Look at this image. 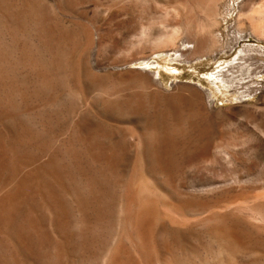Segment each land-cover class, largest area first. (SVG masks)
Segmentation results:
<instances>
[{
	"label": "rangeland",
	"instance_id": "obj_1",
	"mask_svg": "<svg viewBox=\"0 0 264 264\" xmlns=\"http://www.w3.org/2000/svg\"><path fill=\"white\" fill-rule=\"evenodd\" d=\"M151 1L0 0L11 62L0 84V197L11 185L18 205L0 199V264H107L117 236L112 264H264V0H182L197 7L187 13ZM166 33L174 41L157 48ZM83 96L98 113L76 120ZM140 130L152 137L145 162L133 146ZM23 155L38 170L47 157L68 168L57 192L65 228L23 185ZM29 205L39 227L26 222Z\"/></svg>",
	"mask_w": 264,
	"mask_h": 264
},
{
	"label": "bare ground",
	"instance_id": "obj_2",
	"mask_svg": "<svg viewBox=\"0 0 264 264\" xmlns=\"http://www.w3.org/2000/svg\"><path fill=\"white\" fill-rule=\"evenodd\" d=\"M2 1V0H1ZM12 1V0H11ZM157 0H152L151 2H156ZM214 0H212V2H213ZM173 2H175L176 3V6L174 7L176 10H178L179 12H182V13H187V12H193V11H195L196 10V6L195 5H193V6H189V5H187V3L185 2H183L182 0H176V1H174L173 0ZM217 2V1H216ZM8 3V2H7ZM6 3V4H7ZM214 3H215V1H214ZM2 4V3H1ZM214 5V4H213ZM199 9V8H198ZM1 10V9H0ZM3 11V10H2ZM1 12V11H0ZM4 14V13H3ZM11 16V15H10ZM10 20V19H9ZM8 20V21H9ZM11 21H12V19H11ZM264 22V21H263ZM264 25V24H263ZM262 25V26H263ZM3 26V25H2ZM1 27V26H0ZM5 28V27H4ZM263 28V27H262ZM178 29H176V32H174V33H178ZM0 32H1V30H0ZM145 32V31H144ZM148 33V32H147ZM188 33H189V31H188ZM190 33H192V32H190ZM2 34H3V32H2ZM145 34V33H144ZM189 35V34H188ZM192 36V35H191ZM150 37V36H149ZM12 38V37H11ZM196 38V37H195ZM198 38V37H197ZM197 38H196V40H197ZM189 39H191V37L189 38ZM172 41H174V36H173V34H160L159 36H157L155 39H154V42H155V45H156V47L157 48H160V47H166V45L167 44H169V43H171ZM193 41H195V40H193ZM16 42V41H15ZM203 42V41H202ZM9 44V43H8ZM153 44V43H152ZM155 47V46H154ZM205 47V46H204ZM1 49V48H0ZM19 50V49H18ZM205 50V49H204ZM7 52V51H6ZM3 53H1L0 52V84H1V82L4 80V78L3 77H5L6 75H5V72L7 71V67H8V65H9V63H11V62H8L9 60H5V59H3V58H1V56L3 57V55H2ZM12 57V56H11ZM14 59V58H13ZM17 62H18V60H17ZM27 62V61H26ZM26 62H24V63H26ZM18 64V63H17ZM23 65V64H22ZM19 66V65H18ZM20 68V67H19ZM39 70V69H38ZM61 70V69H60ZM13 73V72H12ZM7 78V77H6ZM55 79V78H54ZM45 81V80H44ZM42 82V81H41ZM46 84H47V81L45 82ZM44 83V85L46 86V84ZM54 83V82H53ZM3 85V84H2ZM5 85V84H4ZM87 86V85H86ZM1 88H3V87H1ZM44 88H46V87H44ZM147 88V87H146ZM143 90H144V87H143ZM73 92V91H72ZM149 92V91H148ZM117 93V92H116ZM143 93V92H142ZM150 93V92H149ZM73 94H74V92H73ZM139 95V94H138ZM142 95H145V92H144V94H142ZM143 97V96H142ZM141 97V98H142ZM148 97V96H147ZM183 97H184V95H183ZM144 98V100H145V96L143 97ZM142 98V99H143ZM5 99V98H4ZM75 99V98H74ZM81 99H83V103L81 104V105H79L81 108H79V110H78V108H75L73 111H72V114H73V116H74V118L76 119V120H78L79 119V117L81 116V114H82V112L84 111V112H86V111H89V109H90V112H91V108H92V113H93V111L94 112H97L98 113V110L97 109H95V108H93L94 107V104H92L91 102H89V101H87V99L83 96V98H81ZM183 99V98H182ZM185 99V98H184ZM77 100V99H76ZM79 103H80V101H79ZM75 104H77V103H75ZM1 105V104H0ZM192 110H194V109H192ZM197 111V110H196ZM89 113V112H88ZM100 113V112H99ZM194 113V112H193ZM193 113H191V115L193 114ZM71 114V113H70ZM200 114V113H199ZM103 115V114H102ZM101 114H100V116H102ZM185 115V114H184ZM190 115V116H191ZM188 116V115H187ZM189 116V117H190ZM198 116V115H197ZM193 117V116H192ZM103 118V117H102ZM182 118H184V117H182ZM83 120V119H82ZM183 120V119H182ZM181 120V121H182ZM179 121V120H178ZM77 122V124H75V126L73 127L74 128V131L76 132H81V130H82V133L84 132V130H85V125L83 124V123H79L78 121H76ZM183 122H184V120H183ZM87 123V122H86ZM182 125V124H181ZM181 125H179V126H181ZM89 125H87L86 127H88ZM109 126V125H108ZM184 127V126H183ZM143 128L144 127H141V130H143ZM87 129V128H86ZM146 129V128H145ZM145 129H144V131H145ZM89 131H92V133H91V136H94V137H96L98 134H100V132H99V130H97V129H95V128H89L88 129ZM141 130L139 131V132H141ZM180 130V129H179ZM178 130V131H179ZM144 131H142L141 133H139V135L137 134L136 135V137H137V139H136V141H134L135 143H133V146L134 147H136V149L138 150V157H139V159L138 160H140V161H146L147 160V158H146V155H145V153H146V149H147V145H148V143H150L151 141H152V137H151V135H149V134H147L146 132H144ZM181 131V130H180ZM104 132V131H103ZM109 132V131H108ZM150 132V131H149ZM187 133V132H186ZM85 134V133H84ZM87 135V134H86ZM89 135V134H88ZM101 135V134H100ZM13 136V135H12ZM132 136H134V135H132ZM131 136V137H132ZM185 136V135H184ZM187 136V135H186ZM117 138V137H116ZM86 139V138H85ZM133 139V138H132ZM151 139V141L149 142V140ZM119 140V139H118ZM16 141V140H15ZM87 141V140H86ZM122 143H123V140H122ZM117 144V143H116ZM121 145V144H120ZM123 146V145H122ZM210 146H211V144H210ZM121 147V146H120ZM23 148V147H22ZM119 148V147H118ZM117 148V149H118ZM133 148V147H132ZM148 148H149V146H148ZM57 149V148H56ZM120 149H122V148H120ZM134 149V148H133ZM212 149V148H211ZM40 150V149H39ZM73 150H74V148H73ZM136 150V151H137ZM50 151V150H49ZM26 152V151H25ZM29 153V152H28ZM28 153H26V154H28ZM30 154V153H29ZM35 155V154H34ZM136 155V156H137ZM29 155H23V158H22V160L21 161H18V163L17 164H19V163H21V165H22V168L20 169V171H21V175H22V177L21 178H23V179H21V181L23 182V185L27 188L26 190L27 191H29V190H32V188L35 186L36 187V189H37V191H36V193L37 194H39V195H41V197H42V207L44 208V209H46L48 212H49V216L51 215V217H52V219H54V221L56 222V224H57V227H59V228H63V226H64V228L67 226H65L64 225V223H65V219L67 218V216H68V214L66 213L67 211H65L64 210V208L65 207H63V205H62V203H61V200H60V197L58 196V194H57V192H58V190L60 189L59 187H61V188H64V186H66V182H67V178H68V174L70 173H66V171L68 170V168H66V166H63L64 164H62L61 165V163H59V159L57 158V157H53V158H51V157H47L46 158V161H45V164H44V166L42 165L41 167L39 166V170H38V168H34V165H33V163H30L31 161H33L32 159H31V161H30V158L28 157ZM32 156V155H31ZM18 157H19V155H18ZM35 157V156H34ZM43 158H44V156H43ZM81 158V157H80ZM35 159V158H34ZM42 159V158H41ZM78 159V158H77ZM16 160V159H15ZM35 161V160H34ZM81 161H83V160H81ZM144 161V162H145ZM149 161V160H148ZM15 162V161H14ZM38 162V161H37ZM212 162V161H211ZM73 163V162H72ZM213 163V162H212ZM37 165H38V163H37ZM36 165V166H37ZM41 165V164H40ZM16 166V165H15ZM113 166V165H112ZM145 165H143V167H144ZM146 166H148V165H146ZM19 167V166H18ZM38 167V166H37ZM137 167V166H136ZM15 168V167H14ZM141 168V167H140ZM151 168V167H150ZM113 169V168H112ZM146 169H148V168H146ZM16 170V169H15ZM14 170V171H15ZM94 170V169H93ZM137 170H139V169H137ZM9 171V170H8ZM19 171V172H20ZM4 172V171H3ZM12 171H10V173H11ZM68 172V171H67ZM1 173V172H0ZM6 173V171L4 172V174ZM98 174V173H97ZM9 175H11V174H9ZM12 175H15L14 173L12 174ZM6 176V175H5ZM141 176H143V175H141ZM70 177H71V175H70ZM9 178V177H8ZM136 178H137V176H136ZM144 178V177H143ZM13 179V181H15L14 179H15V177H13L12 178ZM48 179H50V180H52V183H49L48 182ZM132 179V178H131ZM241 179V178H240ZM143 180H145V179H143ZM155 180V179H154ZM127 181V180H126ZM132 181V183H133V180H130V182ZM136 183L138 184V185H140L142 182H143V185H144V181H138L137 179H136ZM3 182V181H2ZM2 182H0V183H2ZM129 182V183H130ZM138 182H140V184L138 183ZM151 182V181H150ZM155 182V181H154ZM15 183H16V181H15ZM72 183V182H71ZM70 183V184H71ZM147 183H149V182H147ZM156 183V182H155ZM161 182H159V184H160ZM11 184V183H10ZM13 184V183H12ZM65 184V185H64ZM123 184V183H122ZM137 184H131V187H132V189H136L135 187L137 186ZM54 185H57V187L58 188H55L56 186H54ZM126 185H128L127 184V182H126ZM136 185V186H135ZM142 185V184H141ZM141 185L140 186H138V187H140V188H142L141 187ZM21 186V185H20ZM71 186V185H70ZM78 186V185H77ZM145 186H147V185H145ZM159 186V185H158ZM214 186V185H213ZM8 187H9V185H8ZM7 187V188H8ZM10 187H11V185H10ZM9 187V188H10ZM68 187H69V185H68ZM131 187H129V189L131 188ZM137 187V188H138ZM144 187V186H143ZM211 187V186H210ZM8 188V190H10ZM76 188H78V187H76ZM137 189V191H138V193H139V195H140V193L141 192H143L141 189ZM144 188H146V187H144ZM143 188V189H144ZM22 190H23V188H21ZM20 189V190H21ZM68 189V188H67ZM98 188L96 187V189H95V187H93V184L91 185V193L90 194H92L93 195V197L95 198V196H96V194L98 193V190H97ZM147 189V188H146ZM146 189H144V190H146ZM4 190H6V189H4ZM8 190H6L5 192H3V191H1L3 194H2V197H3V199L0 197V199H2L1 200V206L2 205H4L5 206V204H3V202L5 201V203L7 204L8 203V205H9V202L11 203L12 201H14V199H15V195H12L13 193H11V194H9L8 196H6V194H8L7 192H8ZM15 190V189H14ZM21 190V191H22ZM64 190V189H63ZM79 191H80V188L78 189ZM128 189H126V191H127ZM141 190V191H140ZM212 190V189H211ZM13 191V190H12ZM11 191V192H12ZM70 191V190H69ZM77 191V190H76ZM140 191V192H139ZM210 191V190H209ZM213 191V190H212ZM14 192V191H13ZM17 192V191H16ZM19 192V191H18ZM17 192V193H18ZM32 192V191H31ZM78 192V191H77ZM205 192V191H204ZM41 193H43V195L41 194ZM63 193V192H62ZM65 193V192H64ZM73 193H75V192H73ZM80 193H83L82 191H80ZM130 193V192H129ZM137 193V194H138ZM145 193V192H144ZM1 194V193H0ZM27 194V193H26ZM29 194V193H28ZM99 194V193H98ZM131 195H132V193H130ZM136 194V195H137ZM19 195V194H18ZM130 195V196H131ZM136 195H134L135 197H136ZM138 195V196H139ZM141 195H143V194H141ZM172 195V194H171ZM199 195H201V194H199ZM214 195V194H213ZM38 196V195H37ZM83 196H85V194H82V198H80V202L79 203H81V206L84 204L83 203V201H84V198H83ZM137 196V197H138ZM5 197V198H4ZM22 197V196H21ZM128 197H129V195H128ZM147 197V196H146ZM148 197H149V195H148ZM39 198V197H38ZM180 198V197H179ZM200 198H201V196H200ZM200 198L198 199L199 200V203L202 205V203L201 202H203L202 200H200ZM21 199V198H20ZM24 199H25V197H24ZM30 199H32V197L30 198ZM40 199V198H39ZM38 199V200H39ZM79 198H77V200H78ZM139 199H142V198H140V196L138 197V200ZM206 199V198H205ZM28 200V199H27ZM33 200V199H32ZM35 200H36V198H35ZM133 200H135V199H133ZM137 200V199H136ZM198 200H197V203H198ZM18 202H19V198H18V200H17ZM26 201V200H25ZM182 200L180 199V202H181ZM201 201V202H200ZM15 202H16V199H15ZM15 202H13V203H11L12 204V206L10 205V207H8L9 209H11L12 208V210L13 209H15L18 205L16 204L15 205ZM30 202V201H29ZM86 202V201H85ZM192 202V201H191ZM193 202H194V199H193ZM22 203V202H21ZM26 203H28V202H26ZM128 203V202H127ZM198 203V204H199ZM25 204V203H24ZM130 205H131V203H129ZM173 204V203H172ZM177 204V203H176ZM191 204V203H190ZM193 204V203H192ZM214 204H215V202H214ZM213 204V205H214ZM130 205H129V207H130ZM134 205V204H133ZM141 205V203L139 204V206ZM178 205H180L181 206V203L180 204H178ZM203 205H205V204H203ZM202 205V206H203ZM212 205V204H211ZM1 206H0V208H1ZM19 206H20V204H19ZM22 206V205H21ZM124 206H126V203H125V205ZM124 206H122L121 207V210H122V208L124 207ZM128 206V205H127ZM126 206V207H127ZM135 206V205H134ZM137 206V205H136ZM180 206H178V207H180ZM23 207V206H22ZM123 208V210H122V213H123V218H122V222H121V224L123 223V224H126V223H128V224H130V222L131 221H133L132 220V217H134V216H131L130 215V211L128 212V209L127 208ZM143 207V206H142ZM183 207H184V205H183ZM197 207V206H196ZM4 208V207H3ZM19 208V207H18ZM26 208V207H25ZM131 208H132V206H131ZM131 208H129L131 211H133ZM145 208V207H144ZM185 208V207H184ZM187 208V207H186ZM19 209H21V208H19ZM18 209V210H19ZM148 209V208H147ZM207 209V208H206ZM17 210V209H16ZM140 210V209H139ZM183 211L185 210V209H182ZM147 211V210H146ZM170 211V210H169ZM183 211L181 212V210L179 211V212H181V214L183 213ZM186 211V210H185ZM4 212V211H3ZM2 212V213H3ZM7 212H8V209H7ZM34 208H33V206L32 205H29L28 206V208H27V214H25L26 215V222L28 223V225L31 227V228H36V227H39V225H38V220L39 219H36L35 218V214H34ZM136 212V211H135ZM138 212V211H137ZM195 212H197L196 210H195ZM194 212V213H195ZM8 213H10L9 214V216L10 217H8V219L10 218L11 219V216H13V212H8ZM21 213V212H20ZM184 213H186V214H188V209H187V212H184ZM1 214V213H0ZM7 214V213H6ZM5 214V215H6ZM14 214H15V210H14ZM18 214V213H17ZM65 214L67 215L66 217H65ZM140 214H142L143 215V213L142 212H140ZM139 214V215H140ZM198 214H200V213H198ZM2 215V214H1ZM40 215V214H39ZM133 215H135V214H133ZM149 215H151V214H149ZM179 215V214H178ZM203 215V214H202ZM219 215H221V214H219ZM3 216H4V214L1 216L2 218H3ZM184 216V215H183ZM183 216H182V218H183ZM185 216H187V215H185ZM184 216V218H186ZM193 216V215H192ZM201 216V215H200ZM223 216V215H222ZM18 217H19V214H18ZM141 217V216H140ZM146 217V216H145ZM180 217H181V215H180ZM20 218V217H19ZM38 218V217H37ZM135 218V217H134ZM133 218V219H134ZM214 218V217H213ZM221 218V217H220ZM224 218V217H223ZM7 219V220H8ZM18 219V218H17ZM143 219V218H142ZM145 219V218H144ZM143 219V220H144ZM147 219V218H146ZM151 219V218H150ZM206 219H208V220H210L209 218H206ZM216 218H214V220H215ZM4 220H6V218L5 219H3L2 221H4ZM15 220V219H14ZM19 220V219H18ZM148 220V219H147ZM146 220V221H147ZM217 220V219H216ZM223 220V219H222ZM9 221V220H8ZM38 221V222H37ZM145 221V220H144ZM143 221V222H144ZM149 221V220H148ZM205 221V220H204ZM23 222V221H22ZM53 222V221H52ZM67 222V221H66ZM135 222H136V220H135ZM143 222H141V223H143ZM185 222V221H184ZM208 221H206V223H207ZM211 222V221H210ZM11 223V222H10ZM9 223V224H10ZM188 223V222H187ZM200 223V222H199ZM204 223V222H203ZM4 224V223H3ZM5 224H6V221H5ZM12 224V223H11ZM41 224V223H40ZM54 224V223H53ZM15 225V224H14ZM21 225V224H20ZM26 225V224H25ZM41 225H44V223L43 224H41ZM55 225V224H54ZM70 225V224H69ZM120 225V224H119ZM1 226H2V224H1ZM7 226H9V225H7ZM12 226V225H11ZM86 226V225H85ZM197 226V225H196ZM16 227H17V225H16ZM18 227H20V226H18ZM24 227V226H23ZM121 227V226H120ZM148 227V226H147ZM8 228H10L11 229V227H8ZM12 228H14V227H12ZM40 228H41V226H40ZM127 228V227H126ZM14 229H16V228H14ZM55 229H56V225H55ZM133 229V228H132ZM3 230H4V228H3ZM32 230V229H31ZM30 230V231H31ZM58 230V229H57ZM61 230H63V229H61ZM38 230H36V232H37ZM40 231V230H39ZM133 231V230H132ZM4 232V231H3ZM43 232H44V230H43ZM65 232V231H64ZM63 232V233H64ZM67 232V231H66ZM137 232V231H136ZM22 233V232H21ZM58 233V232H57ZM59 233H61L60 232V230H59ZM138 233V232H137ZM3 234V233H2ZM39 234V233H38ZM122 234V233H121ZM132 234V233H131ZM12 235V234H11ZM17 235H18V233H17ZM63 235V234H62ZM66 235V234H65ZM82 235V234H81ZM35 236V235H34ZM39 236V235H38ZM33 237V236H32ZM41 237V236H40ZM128 237V236H127ZM7 238V237H6ZM14 237H12V239H11V241L12 240H14L15 239V241L18 243L17 244V248H19V250L20 251H22V253H24V252H27V250L26 251H24V249H25V247L27 248V246H26V244L24 243V242H22L18 237L17 238H14ZM63 238H65V237H63ZM184 238V237H183ZM24 239V238H23ZM40 239V238H39ZM25 240V239H24ZM35 240V239H34ZM43 240V239H42ZM65 240H67V239H65ZM65 240L63 241V242H65ZM120 238H119V236H117V237H115V239L113 240V242H112V244H111V246H110V248L108 249V251L105 253V256H104V263H107V264H112L115 260H114V257L116 256V254H118L117 252V250H118V247H119V245H120ZM67 242H68V240H67ZM119 243V244H118ZM12 244V243H11ZM14 244V243H13ZM65 243H63L62 244V247H63V245H64ZM15 245L16 244H14V246L13 247H15ZM66 245V244H65ZM65 245H64V247H65ZM241 245V244H240ZM5 246V245H4ZM7 246V245H6ZM67 246V245H66ZM61 247V246H60ZM59 247V248H60ZM61 247V248H62ZM120 248V247H119ZM14 249V248H13ZM15 250H17V249H15ZM18 250V251H19ZM18 251H16V253L18 252ZM24 251V252H23ZM19 253H21V252H19ZM220 253V252H219ZM28 254V253H27ZM27 254L25 253V256L27 257ZM30 254V253H29ZM13 255H15V254H13ZM17 255H19V254H17ZM21 256H23V254L21 255ZM20 256V257H21ZM229 256V255H228ZM30 257V256H29ZM120 257V253H119V256H118V258ZM14 258V257H13ZM16 258H18V256L16 257ZM229 258V257H228ZM15 259V258H14ZM21 259V258H20ZM19 259V260H20ZM24 259H26V258H24ZM63 259V258H62ZM17 260V259H16ZM116 260H118V259H116ZM13 261V260H12ZM25 262H26V260H24ZM30 261V260H29ZM17 262H20V261H17ZM28 262V261H27ZM219 263V262H218ZM224 263V262H223ZM32 264V263H31ZM180 264V263H179ZM228 264V263H227Z\"/></svg>",
	"mask_w": 264,
	"mask_h": 264
}]
</instances>
